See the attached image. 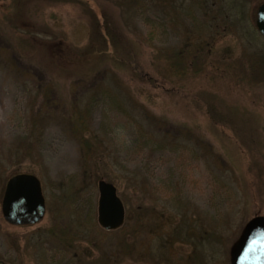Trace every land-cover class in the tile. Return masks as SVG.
Listing matches in <instances>:
<instances>
[{
  "label": "rangeland",
  "instance_id": "obj_1",
  "mask_svg": "<svg viewBox=\"0 0 264 264\" xmlns=\"http://www.w3.org/2000/svg\"><path fill=\"white\" fill-rule=\"evenodd\" d=\"M263 2L0 0V205L17 174L45 200L34 226L0 212V264H229L264 217ZM181 67L202 68L182 90L159 74ZM99 180L117 190L121 230L97 224Z\"/></svg>",
  "mask_w": 264,
  "mask_h": 264
},
{
  "label": "water",
  "instance_id": "obj_2",
  "mask_svg": "<svg viewBox=\"0 0 264 264\" xmlns=\"http://www.w3.org/2000/svg\"><path fill=\"white\" fill-rule=\"evenodd\" d=\"M255 27L264 39V2L255 12ZM97 224L105 232L119 230L125 222V209L114 185L97 182ZM3 221L13 227L40 223L45 215V200L39 180L30 174L10 177L0 205ZM229 264H264V217L250 219L229 249Z\"/></svg>",
  "mask_w": 264,
  "mask_h": 264
},
{
  "label": "trees",
  "instance_id": "obj_3",
  "mask_svg": "<svg viewBox=\"0 0 264 264\" xmlns=\"http://www.w3.org/2000/svg\"><path fill=\"white\" fill-rule=\"evenodd\" d=\"M97 31H98V35L101 38V40L103 41V43H105L106 46H108L110 44V41L112 40V35L110 34V32L107 31L106 27L103 30V29L100 28V26H99V28H97ZM89 39H91V36L89 37ZM114 52H115L114 50H110V54L112 55V57L114 56ZM181 57L183 58V56H181ZM114 59L119 65H122V64H125L127 62L129 63L130 57L127 54H124L123 56L115 57ZM179 62H181V61H179ZM254 63H255V65L251 66L252 68L255 67V66L258 67V68H259V66H264V57H261L259 59H255ZM133 69H134L133 73H135L136 75H139L140 78L148 80L146 75L143 74L141 71L137 70L136 68H133ZM201 70H202V68H198V69H196L194 71H189L188 69L181 67L179 69L178 68L173 69V70L169 69L167 72H161L159 74L161 75L162 78H164L166 80L168 79L169 81L170 80L174 81L173 84L176 85V86H179V88H181V90H182L183 88L186 87L187 82L190 81L189 78L193 77V76H196V75L198 76V74L201 72ZM203 104L206 107L205 110L207 112H209L210 109L211 110L212 109L216 110V108L213 107L214 102H212V103L204 102ZM227 109H228V113L230 114L229 107H227ZM218 113H219L218 119L223 121V122H225L224 121L225 120L224 113L223 112L222 113L218 112ZM142 116L149 123H152V122L155 121L154 119H152V115L150 113H148L147 111H144ZM226 116H228V115L226 114ZM70 124L73 125V126H76L75 127L76 132H77L76 137L83 144V147H82L83 151L84 150H88L90 152L91 149H89L90 146H88L87 143L91 144L93 139H92L91 136L85 137V135H84V132H85V129H86V124H85V121H84L83 114L79 113V112L76 113V114H73V119H72V122H70Z\"/></svg>",
  "mask_w": 264,
  "mask_h": 264
}]
</instances>
